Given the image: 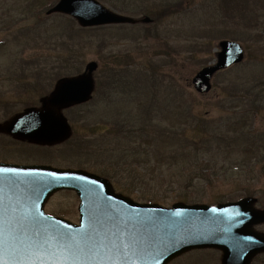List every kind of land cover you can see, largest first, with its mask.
<instances>
[{"label": "rangeland", "instance_id": "obj_1", "mask_svg": "<svg viewBox=\"0 0 264 264\" xmlns=\"http://www.w3.org/2000/svg\"><path fill=\"white\" fill-rule=\"evenodd\" d=\"M98 1L114 11L130 12L134 9L123 7L120 4L114 6V2H109V0ZM131 1L129 3H132L137 10L136 17L143 18L147 15L146 11H148L147 16L152 19L155 20L154 15L156 16L152 25L86 29L84 33L74 32V40H70L68 36H50L53 40H48L49 35L39 38L36 32L27 37L28 40L32 39L29 40L31 44L22 38L16 39V36L19 30L32 28L36 24L33 18L18 21L16 26L9 31L0 27V48L3 47L0 49V92L12 90L13 98L22 99V103H26L34 100L39 92L26 94L24 92L26 84L19 74L28 76L43 74L44 78L41 83L46 84L48 82L45 80L49 78V75L54 76L49 69L57 61L59 66L61 60L67 62L70 56L76 54L73 63H76L77 70H72L73 75H77L76 72L79 71L82 73L87 63L95 61L99 64L95 79L97 85L98 82L101 85L102 98L99 93L81 112L66 114L68 118H72V122L78 128L73 126L74 131L79 133L78 137L83 136L86 146L93 143L99 145L100 140L103 141L97 130L93 131L99 125L100 129L104 125L102 135L108 136L107 141L112 143V138L107 133L113 132L115 126L112 124H116L117 119H124L121 113L127 112L126 120L130 122L132 115L138 119L140 110L141 113L144 112L141 117L142 122L136 127H142L141 135L144 138L139 141L132 140L133 148L145 145L144 141L148 135L153 136L154 140L158 137L166 139L172 136L176 146H179L177 142L181 141L185 147L184 152L178 149L180 153L170 164L166 160L161 161L158 152L153 154V151H149L154 164L161 165L159 167L148 165L142 168L141 174L143 172L144 182L136 185L139 193H131L132 196L139 198V194L152 198L156 191L161 197L166 196L164 198L157 196L159 201L164 206L171 207L178 200L177 195L189 189V192H203L200 202L210 205L253 196L258 198L257 207L263 208L264 172L260 171V167H264V162L256 166L257 170L252 174L248 167H244L236 169V173L229 171L225 176L218 173V169H223L218 165L216 169L218 178L212 177L211 182L206 181L200 175L199 168L192 166V163L183 162L181 169L187 170L181 173L179 167L169 169L168 166L181 159L184 153L186 159L191 158L193 152L191 146L200 143L202 134L207 132L195 128V119L208 120L211 129H218L228 121L233 123L234 118L244 116L243 110L236 112L234 108H231V106L245 102V93L235 92L234 80L245 79L248 88L253 87V91L264 94L262 92L264 91V0ZM4 4L5 0H0V6ZM180 4L181 6L177 7ZM7 9L8 7H5V10ZM73 28L79 31L78 25H73ZM145 31H149L148 37L143 36ZM230 37L238 39L245 49V61L217 76L213 81V90L209 94L199 95L194 90L193 77L203 67L215 62L219 43ZM35 43L39 45L35 46ZM44 68L48 70L43 72ZM5 81H9L11 85ZM17 90L21 92H15ZM49 90L50 88H47L45 91ZM23 105L15 103L14 108ZM5 106L6 104L1 105L0 103V108ZM130 109L132 111L128 112ZM181 109H184L182 113L179 112L182 118L174 123L173 117L176 114L172 115L169 112ZM184 116L188 119H183ZM249 119L253 121L254 130L261 133L262 142H264V110ZM206 135L207 137L211 135L210 130ZM74 138L75 140L70 144H65L54 149L56 151H52L53 166L60 168L82 166L88 170L97 171V173L103 172L113 178V185L118 192L128 188L130 178L127 174L123 178L121 174L115 175L113 170L111 172L106 169L107 166L114 165V163L110 164L113 162L112 159L108 160L106 156H102L95 158L96 162L92 160L87 162L79 153L68 151L76 142V136ZM158 143L160 141L152 143L154 149L158 148ZM4 146L0 142V160H9L8 162H17L10 159L21 154L25 148L21 146L16 150L10 149L14 151L8 150L1 154ZM261 147L264 156V145ZM16 151L19 152L16 153ZM124 154L127 156L134 153L124 151ZM109 156L112 157V154ZM181 163V161L178 162L179 165ZM241 164H244L243 159ZM207 165L203 166L202 170ZM211 172L205 171V173ZM189 181H194L195 184L188 186ZM194 198L196 197L190 199ZM77 206L76 196L70 192H63L51 199L46 212L78 223ZM260 230L264 231V227ZM205 253L212 254L214 257L218 255L211 252ZM211 261L215 264V258ZM254 264H264V257L262 256Z\"/></svg>", "mask_w": 264, "mask_h": 264}, {"label": "water", "instance_id": "obj_2", "mask_svg": "<svg viewBox=\"0 0 264 264\" xmlns=\"http://www.w3.org/2000/svg\"><path fill=\"white\" fill-rule=\"evenodd\" d=\"M54 12L71 15L84 27L136 23L94 0H61L49 13ZM220 47L217 64L204 68L193 80L199 93L211 90L215 73L244 60L238 43L223 41ZM96 70L97 64L90 63L83 75L62 79L42 100L41 109L0 124V132L39 145L66 141L71 129L61 111L91 99ZM0 170V264H168L190 250L206 248L222 251V264H250L264 253V234L254 229L264 223V211L255 208V198L215 207L177 203L164 208L135 203L116 194L108 180L85 171L1 163ZM61 190L79 196L80 226L44 213L49 198ZM57 233H70L77 240L87 235L91 240L81 242L85 253L76 259L59 246ZM92 245L105 259L87 258Z\"/></svg>", "mask_w": 264, "mask_h": 264}, {"label": "trees", "instance_id": "obj_3", "mask_svg": "<svg viewBox=\"0 0 264 264\" xmlns=\"http://www.w3.org/2000/svg\"><path fill=\"white\" fill-rule=\"evenodd\" d=\"M231 38L233 40H236L234 37ZM234 83V90L235 92H237V94L239 92L245 93V102H243V104L241 105L231 106V108H234L236 112L239 110H243L245 112L244 116H242V118H234L233 123H230L228 121L223 127H218V129H211L209 127L208 120H201L200 118L195 119V128L201 130L202 132H207L202 134L200 138V143H195L193 144V146H191L193 149L191 158L186 159L184 153L181 159L176 160L174 163L169 165L172 160H174L176 156L180 153V150L184 152V145H182L180 141L177 142L179 146H176V142H174L172 136H169L166 139L158 137V139L154 140L152 139L153 136L148 135L147 139L144 141L145 145H141L140 147L136 146L134 148L132 146L130 147L131 150L128 151L133 152L134 154L127 156H125L126 154H124L123 157H120V160H117L116 167L114 169H106L111 172L113 170V173L115 175L121 174L123 178L125 177V174H127L131 180V185L141 184L144 182L145 179L143 172L141 174L142 168L148 165H155L153 158L149 155V151H153V154L158 152L161 161L166 160L169 162V169L172 167H179L178 169L180 170V173L181 171L185 172L187 170L181 169L183 162L192 163V166L199 168L200 175L203 176V178L208 182H211L212 177L218 178V176L216 175V169L218 168V165L223 168L218 169V173L223 176L227 175L229 171L236 173V169H241L244 167H248L250 174L254 173L257 170L256 166L261 165L264 162V156L262 155L261 150V146L264 145V142H262L263 140L261 133L254 130L252 126L253 121H251L249 118L256 116L262 110L264 94L258 93L256 90L253 91V87L248 88L249 86L247 85V80L245 79H236L234 80ZM246 94L250 95L247 96ZM245 117H247V119H245ZM180 118H182L181 114H176L173 117L174 123ZM183 119H188V117L184 116ZM150 121H152V119H150ZM137 125L138 124L130 125L128 131L129 136L130 138H139V140H143L144 137L141 135L143 129L141 126H138L137 128ZM209 130L211 132V135L207 137L206 134ZM154 141H160V143L157 144V149L153 148L152 143ZM120 147L122 149L125 148V146L123 145ZM96 150L98 151L97 148ZM123 153L124 152H122V154ZM242 159L244 164H241ZM179 161L182 162L180 165L178 164ZM160 165L161 164H156L155 166L159 167ZM205 165H207V167L202 170V167ZM205 171L212 172L205 173ZM260 171L264 172L263 166L260 167ZM180 176H182V174H180ZM192 184H195V182H187L188 186ZM135 189L138 190V188H133L132 191H134ZM189 191L190 190L188 189L186 190V192L177 195L178 201L182 200L190 203L200 202L201 196H203V192ZM140 196L144 200L147 198L145 195ZM157 196L160 195L158 192L155 191L154 197L150 199L154 202L160 203L158 199L159 197ZM164 197L160 196V198ZM193 197L196 198L190 199Z\"/></svg>", "mask_w": 264, "mask_h": 264}, {"label": "flooded vegetation", "instance_id": "obj_4", "mask_svg": "<svg viewBox=\"0 0 264 264\" xmlns=\"http://www.w3.org/2000/svg\"><path fill=\"white\" fill-rule=\"evenodd\" d=\"M131 0H115V3L120 4L123 7H128V8H134L131 9L130 12H126V11H117V14H121V15H125V16H129V17H136V7L134 5H132ZM120 26H128V25H120ZM137 26V25H135ZM25 109V108H24ZM23 109V110H24ZM21 110H18L17 112H15L14 110L11 112L8 111H1L0 113V121H5L7 119H9L11 116H13L16 113H19ZM16 147L14 148V150H16V148L21 147V146H25L24 151L21 152V154H17L15 157L11 158L10 160H15L17 162H8L9 160H4V162L6 163H14V164H18V165H25L27 163H38V164H47V165H52V161L53 158H47L45 156H43V154L40 151H45L46 149H43L39 146H34L28 143H16ZM15 146V144H13ZM34 149V151H33ZM13 150V151H14ZM19 151H16V153H18ZM35 161H45V162H35ZM179 260H176L174 262H172L171 264H176Z\"/></svg>", "mask_w": 264, "mask_h": 264}, {"label": "snow or ice", "instance_id": "obj_5", "mask_svg": "<svg viewBox=\"0 0 264 264\" xmlns=\"http://www.w3.org/2000/svg\"><path fill=\"white\" fill-rule=\"evenodd\" d=\"M2 171V170H0ZM3 235V229L0 228V236ZM59 246L63 248V250L68 251L74 258L79 259V254L85 253V248L81 246V242L87 243L91 240L90 236L82 235L80 240H77L76 237L71 235L70 233H57L55 237ZM45 244L47 241L44 242ZM127 247V246H125ZM119 252V250H117ZM87 258L91 260H103L104 256H101L100 250L96 248L95 245H92L87 249ZM111 256H108L107 259H111Z\"/></svg>", "mask_w": 264, "mask_h": 264}]
</instances>
